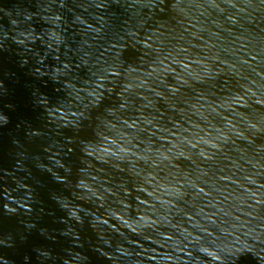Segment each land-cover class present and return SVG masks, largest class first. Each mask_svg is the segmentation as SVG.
Here are the masks:
<instances>
[{
	"label": "water",
	"instance_id": "1",
	"mask_svg": "<svg viewBox=\"0 0 264 264\" xmlns=\"http://www.w3.org/2000/svg\"><path fill=\"white\" fill-rule=\"evenodd\" d=\"M0 264H264V0H0Z\"/></svg>",
	"mask_w": 264,
	"mask_h": 264
}]
</instances>
